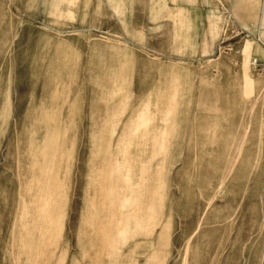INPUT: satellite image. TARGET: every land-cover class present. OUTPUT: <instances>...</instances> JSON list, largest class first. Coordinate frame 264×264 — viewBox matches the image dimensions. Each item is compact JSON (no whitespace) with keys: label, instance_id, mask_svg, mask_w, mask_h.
Instances as JSON below:
<instances>
[{"label":"rangeland","instance_id":"374dc122","mask_svg":"<svg viewBox=\"0 0 264 264\" xmlns=\"http://www.w3.org/2000/svg\"><path fill=\"white\" fill-rule=\"evenodd\" d=\"M262 1L0 0V264H264Z\"/></svg>","mask_w":264,"mask_h":264},{"label":"bare ground","instance_id":"6f19581e","mask_svg":"<svg viewBox=\"0 0 264 264\" xmlns=\"http://www.w3.org/2000/svg\"><path fill=\"white\" fill-rule=\"evenodd\" d=\"M121 159V158H120ZM123 160L118 163V171H120L123 162L125 158H122ZM129 184H131L129 178H126L124 180V185H126L124 191H128ZM152 192V191H151ZM44 197V196H43ZM141 193L139 191L131 192V195H125L120 198H116L113 200V205L110 206V213L115 215V217H122L124 220L123 228L118 232V234L122 233L124 234V239L121 240V245L124 240H132L136 236H145L151 237L154 235L155 230H148V231H139V228L143 227V225H146L147 219H152V223H157V217L161 218V209L158 208L157 199L156 196H151L148 200L149 202L146 204V206L143 208V203L140 202ZM115 203H117L115 205ZM143 208L142 211H139ZM154 219V221H153ZM134 222V225H136L137 229L130 230L129 228H126L128 224L131 222ZM78 230V228H77ZM128 232V233H127ZM132 233V234H131ZM127 234V235H126ZM131 234V235H130ZM160 234L158 235V237ZM153 255V252L148 253L146 255L147 264L151 261V257ZM154 259V258H153Z\"/></svg>","mask_w":264,"mask_h":264},{"label":"crops","instance_id":"0c3cea01","mask_svg":"<svg viewBox=\"0 0 264 264\" xmlns=\"http://www.w3.org/2000/svg\"><path fill=\"white\" fill-rule=\"evenodd\" d=\"M233 1L235 3L234 9H241V10L242 9L243 10L246 9L247 10V11L245 10L244 13L240 12L239 15H238L240 19H244V23H245V19H246L245 17H247V16L250 15L249 9L252 8V7H255L254 0H233ZM262 3H263V5H262V12H261L262 13L261 14V17L262 18H260V21H261V23L264 24V0L262 1ZM242 21H240V22H242Z\"/></svg>","mask_w":264,"mask_h":264}]
</instances>
